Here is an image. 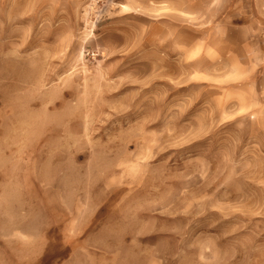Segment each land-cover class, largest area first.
<instances>
[{
  "label": "rangeland",
  "instance_id": "374dc122",
  "mask_svg": "<svg viewBox=\"0 0 264 264\" xmlns=\"http://www.w3.org/2000/svg\"><path fill=\"white\" fill-rule=\"evenodd\" d=\"M0 264H264V0H0Z\"/></svg>",
  "mask_w": 264,
  "mask_h": 264
}]
</instances>
